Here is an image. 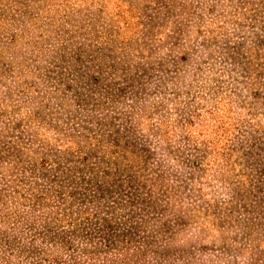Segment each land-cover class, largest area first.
<instances>
[{
  "label": "rangeland",
  "instance_id": "374dc122",
  "mask_svg": "<svg viewBox=\"0 0 264 264\" xmlns=\"http://www.w3.org/2000/svg\"><path fill=\"white\" fill-rule=\"evenodd\" d=\"M0 264H264V0H0Z\"/></svg>",
  "mask_w": 264,
  "mask_h": 264
}]
</instances>
